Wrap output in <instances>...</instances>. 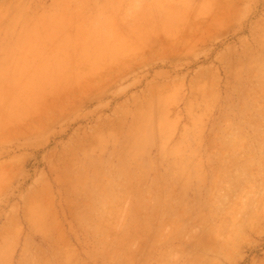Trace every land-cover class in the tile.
Masks as SVG:
<instances>
[{"label": "rangeland", "instance_id": "obj_1", "mask_svg": "<svg viewBox=\"0 0 264 264\" xmlns=\"http://www.w3.org/2000/svg\"><path fill=\"white\" fill-rule=\"evenodd\" d=\"M29 2L109 8L88 54L134 69L95 78L47 144L0 154L21 184L49 175L69 227L27 263L264 264V0Z\"/></svg>", "mask_w": 264, "mask_h": 264}, {"label": "crops", "instance_id": "obj_2", "mask_svg": "<svg viewBox=\"0 0 264 264\" xmlns=\"http://www.w3.org/2000/svg\"><path fill=\"white\" fill-rule=\"evenodd\" d=\"M29 1L21 8V0H0V154L12 142L47 144L83 108L85 93L100 90L95 78L130 76L134 69L131 51L111 58L88 54L92 48L84 41L98 22L94 13L109 8H34ZM86 77L93 79L87 88ZM77 136L65 137L60 152ZM18 154L0 159V206L8 205L0 214V264H31L25 257L37 245L51 252L56 236L69 231L49 175L39 170L25 184L15 178Z\"/></svg>", "mask_w": 264, "mask_h": 264}, {"label": "bare ground", "instance_id": "obj_3", "mask_svg": "<svg viewBox=\"0 0 264 264\" xmlns=\"http://www.w3.org/2000/svg\"><path fill=\"white\" fill-rule=\"evenodd\" d=\"M8 98V97H7ZM9 99V98H8ZM8 101V100H7ZM1 103V102H0Z\"/></svg>", "mask_w": 264, "mask_h": 264}]
</instances>
